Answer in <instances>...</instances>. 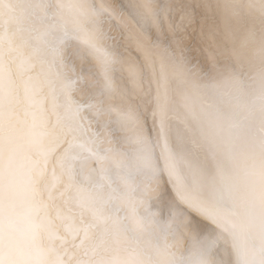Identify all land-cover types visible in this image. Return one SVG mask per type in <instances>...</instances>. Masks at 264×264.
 <instances>
[{
    "label": "bare ground",
    "instance_id": "1",
    "mask_svg": "<svg viewBox=\"0 0 264 264\" xmlns=\"http://www.w3.org/2000/svg\"><path fill=\"white\" fill-rule=\"evenodd\" d=\"M0 264H264V0H0Z\"/></svg>",
    "mask_w": 264,
    "mask_h": 264
}]
</instances>
